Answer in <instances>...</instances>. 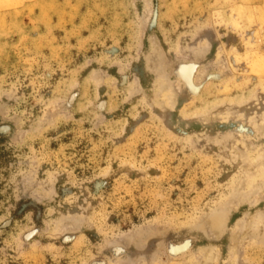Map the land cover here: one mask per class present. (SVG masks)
Segmentation results:
<instances>
[{"label":"rangeland","instance_id":"374dc122","mask_svg":"<svg viewBox=\"0 0 264 264\" xmlns=\"http://www.w3.org/2000/svg\"><path fill=\"white\" fill-rule=\"evenodd\" d=\"M263 9L0 0V264H264Z\"/></svg>","mask_w":264,"mask_h":264},{"label":"bare ground","instance_id":"6f19581e","mask_svg":"<svg viewBox=\"0 0 264 264\" xmlns=\"http://www.w3.org/2000/svg\"><path fill=\"white\" fill-rule=\"evenodd\" d=\"M52 1H53V0H52ZM251 1H252V0H251ZM243 2H244V1H243ZM242 4H243V3H242ZM246 4H247V3H246ZM247 6H248V5H246V7H247ZM235 9H236V8H235ZM238 9H239V8H238ZM246 9L248 10V8H246ZM257 9H258V8H257ZM257 9H256V10H257ZM261 9H262V8H261ZM51 10H52V9H51ZM53 10H54V9H53ZM263 10H264V9H263ZM57 11H58V9H57ZM61 11H62V10H61ZM243 11H244V9H243ZM249 11H250V10H249ZM257 11H258V10H257ZM47 12H48V11H47ZM47 12H46V13H47ZM245 12H246V11H245ZM42 13H43V12H42ZM54 13H55V12H53V14H54ZM256 13H257V12H256ZM260 13H261V12H260ZM51 14H52V13H51ZM55 14H56V13H55ZM55 14H54V15H55ZM235 14H236V13H235ZM250 14H251V13H250ZM257 14H258V13H257ZM262 14H263V13H262ZM240 15H241V14H240ZM252 15H253V14H252ZM258 15H260V14H258ZM251 17H252V16H251ZM246 18H247V17H246ZM260 20H261V19H260ZM243 22H244V21H243ZM261 22H262V21H261ZM263 22H264V20H263ZM240 24H241V23H240ZM259 25H260V24H259ZM259 25H258V26H259ZM262 25H264V24L262 23ZM243 26H244V25H243ZM245 29H246V28H245ZM244 33H245V32H244ZM262 34H263V33H262ZM243 35H244V34H243ZM246 39H247V38H246ZM233 50H234V49H233ZM253 50H254V48H253ZM255 50H256V49H255ZM260 50H261V49H260ZM258 51H259V50H258ZM243 52H244V51H243ZM252 53H253V52H252ZM244 55H245V54H244ZM251 56H252V55H251ZM250 58H251V57H250ZM252 58H253V57H252ZM252 60H253V59H252ZM255 62H256V61H255ZM258 62H259V61H258ZM258 62H257V63H258ZM252 63H253V62H252ZM261 63H262V62H261ZM259 65H260V64H258V66H259ZM262 65H263V64H262ZM262 65H261V66H262ZM263 67H264V65H263ZM263 67H261V69H264ZM261 69H260L259 71H262V72H263V70H261ZM252 70H253V69H252ZM256 70H257V69H256ZM257 71H258V70H257Z\"/></svg>","mask_w":264,"mask_h":264}]
</instances>
